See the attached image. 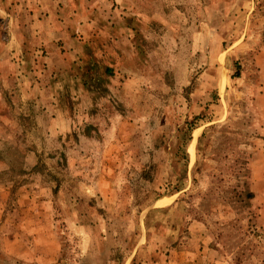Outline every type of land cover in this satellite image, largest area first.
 Here are the masks:
<instances>
[{
	"label": "rangeland",
	"instance_id": "374dc122",
	"mask_svg": "<svg viewBox=\"0 0 264 264\" xmlns=\"http://www.w3.org/2000/svg\"><path fill=\"white\" fill-rule=\"evenodd\" d=\"M261 52L264 0H0V264H264Z\"/></svg>",
	"mask_w": 264,
	"mask_h": 264
},
{
	"label": "crops",
	"instance_id": "0c3cea01",
	"mask_svg": "<svg viewBox=\"0 0 264 264\" xmlns=\"http://www.w3.org/2000/svg\"><path fill=\"white\" fill-rule=\"evenodd\" d=\"M259 58H262V63L260 64V70H259V72H260V74H261V76H262V79H260L261 80V87H260V90L261 91H259L258 92V94H257V96L255 97V98H253L252 100H251V103H252V105H253V107H254V101H255V99H256V102L255 103H257L258 101H260L261 102V104H262V108H263V115H264V52L262 53H260V55H259ZM12 60V59H11ZM11 64V63H10ZM49 68V70H50V72L51 73H53V69H51L50 67H48ZM15 70V69H14ZM7 73H4V70H1L0 69V77L3 79V80H10L9 81V85H11V86H16L15 84L20 80V78H22V77H24V73H23V71H20V69L19 70H17V71H13V72H8V71H6ZM54 74V73H53ZM55 75V74H54ZM56 76V75H55ZM54 80H55V83H56V86L57 85H60L59 84V82H57V79L56 78H54ZM20 83L18 82V85H19ZM259 133L262 135V136H264V122H263V124H262V126H261V128H260V131H259Z\"/></svg>",
	"mask_w": 264,
	"mask_h": 264
},
{
	"label": "trees",
	"instance_id": "16d2710c",
	"mask_svg": "<svg viewBox=\"0 0 264 264\" xmlns=\"http://www.w3.org/2000/svg\"><path fill=\"white\" fill-rule=\"evenodd\" d=\"M202 117H204V116L196 115V116H193L191 118V120H189V122L187 123V130H186L187 132L184 133V136H185L186 133L187 134H188V132L190 133L192 131V129L194 128V126H197L199 124L198 122H199V120H201ZM203 138H204V134H203V136H202V138L200 140H203ZM181 147L182 146H178L176 156L179 157L182 161L183 160L184 161H186V160L188 161L187 152H186V149H185V144H184L183 148H181ZM187 161H186V164H187ZM179 163H181V162H179ZM246 197L248 199L253 197V193L249 189L246 190Z\"/></svg>",
	"mask_w": 264,
	"mask_h": 264
}]
</instances>
